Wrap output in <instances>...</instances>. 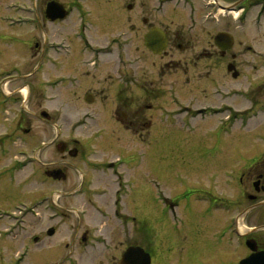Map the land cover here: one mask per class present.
Returning <instances> with one entry per match:
<instances>
[{
	"label": "flooded vegetation",
	"instance_id": "obj_1",
	"mask_svg": "<svg viewBox=\"0 0 264 264\" xmlns=\"http://www.w3.org/2000/svg\"><path fill=\"white\" fill-rule=\"evenodd\" d=\"M92 1L37 0L34 11L36 21L45 30L47 26L67 25V20L74 14L80 16L81 25L86 26L77 27L72 32L79 42L78 45L68 42L65 36H62L59 41L65 44L56 42L58 45L54 46V39H57L54 33H49L50 36H45V39L42 38L40 46L35 43L37 37H32L29 42L31 75L28 76L30 81L25 85L26 90L18 88L17 91L0 92V115L8 112V106L17 105L18 114L24 116L12 118L7 124L6 121L0 122V200L3 201L0 206V238L25 240V237H29L26 235L38 231V234L30 236L29 241L24 242L21 247L26 257H30L35 245L43 243V239H47L45 243H48V240L57 237L64 223L74 217L78 224L69 220V226L65 230L67 242L63 246L65 253L61 254L57 264H78L77 261L85 257L108 259L110 264H118L128 248L149 249V245L145 246L141 199H138V191L142 186V152L131 146L129 156L128 152L122 150L118 141L109 137L107 126L94 131L91 138L85 142L63 139L62 130L53 124L51 125L54 136L50 140L42 141L32 134L29 101L32 93L29 86L33 81H37V77H43L40 73L45 70L46 64L56 72L59 69L66 71L67 67L70 77L56 75V78L49 76L48 79L38 81L40 86L35 92H38L39 96L53 83H64L59 88L62 91L63 85L66 89L90 79H98L96 75L101 59L112 53L111 45L95 47L87 36V31L93 25L92 22L84 20L91 16L99 18L98 14L94 13L96 4H91ZM86 2H89V11ZM137 2L134 5L124 2L122 6L116 3L115 9L119 10L116 13L120 16L118 22L126 19L128 27L127 14L136 9L133 18L135 23L131 22L130 32L135 33L141 48H145L153 57L166 59L162 64L152 62L151 67L160 68L162 71L173 67L174 71L182 74L185 85H190L191 79H201L202 74L198 69L203 67L209 70L213 69L211 67L218 68L233 81L238 80L241 72L236 61L242 56L241 52L264 51V0H154L151 5L144 0ZM180 2L188 9L182 23L175 25L173 21H168V18L160 15L162 5ZM48 6L67 10V17L64 20L48 22ZM213 18H216V22ZM99 20V23L95 22L97 24L94 25L98 29V25L104 23V20ZM118 22L115 21L116 25ZM184 23H188V28L184 27ZM153 29H160L165 40L160 54L152 53L145 46V36ZM198 33H203L209 38L208 48L203 47L199 54L203 50L211 51V55L221 60V63L217 61L220 65H209L207 60H203L204 65H199L201 60L193 59L191 52L196 46L194 36ZM118 35L126 36V33ZM215 38L218 44L214 43ZM123 41L118 47L125 52L132 40L125 38ZM52 51L60 54H53ZM118 57L121 58L120 55ZM56 58H59V62L53 61ZM122 59L120 62L125 64ZM257 68L258 66L253 65L254 72ZM262 68L259 72L257 69L261 79L247 78L249 85L246 89H215L216 93L224 95L223 101L227 102L226 105H202L193 110L196 112L194 116L202 115L206 118L218 113L227 114L225 119L216 120L215 131L219 139L211 142L209 148L200 149L203 153L198 157L197 165L190 168L195 172L199 169L202 173L212 168L220 190H203V198L200 200L205 201L204 208L189 209L187 215L191 240L185 243L187 251L179 255L178 264H240L249 256L248 264H264V65ZM140 73L141 77L138 78L136 86L140 93L130 92V85H136V81L128 78V70L122 67L118 79L107 81L104 76L101 88L90 86L83 91L82 101L90 106L108 101L107 96L112 95L109 104L113 108L111 112L114 121L122 129L132 131L134 127L136 132L141 134L144 112L153 109V104L146 103L145 100L158 96L160 89L151 85L152 80L146 79L145 75L149 71L141 68ZM205 73L210 74L209 71ZM17 78L19 77H4L2 86H8ZM210 83L215 82L212 80ZM111 89L114 91L111 92ZM205 89H201V92ZM23 92H27V95ZM167 93L173 106L179 104L172 88L168 87ZM239 97L246 105L244 109H238L236 104L233 105L229 101ZM37 103L42 107L41 99L36 100L35 104ZM40 110V119L52 120L45 110ZM160 110L162 108L158 111ZM163 110L162 112H172L175 109ZM190 110L187 105L178 109L184 113ZM192 112L186 115L192 116ZM43 113L47 116H43ZM12 114L15 116L14 112ZM86 115L89 116L87 113ZM87 116L81 119L82 122H78L87 125L84 122L87 119L90 126L95 123L96 120ZM226 131L233 132L229 135L232 140L222 138V133ZM239 132L245 135L241 138ZM33 143L35 144L32 145ZM52 147L60 155L59 163H65L64 168L57 162L48 161L46 153L48 148ZM111 153L113 157L108 158L106 155ZM71 159H80L82 166L71 165L68 161ZM55 165L57 166L53 167ZM70 166L73 167L75 178L79 182L67 189L66 183L74 184L72 176L67 173ZM27 170L33 171L40 180H35L33 185L27 177L18 180L17 175ZM31 186L39 188L34 189ZM81 195L88 196L89 209L75 203ZM87 211H90L92 224L83 229L82 220L87 216ZM33 224L35 226L32 227ZM241 225L246 227L244 232L240 231ZM206 232L216 234V239L208 238ZM171 244L176 245V239H173ZM55 253L58 255L54 257L60 256L59 252ZM136 253L134 257L138 256V251ZM149 254L151 264H170L158 261L151 252Z\"/></svg>",
	"mask_w": 264,
	"mask_h": 264
},
{
	"label": "rangeland",
	"instance_id": "obj_2",
	"mask_svg": "<svg viewBox=\"0 0 264 264\" xmlns=\"http://www.w3.org/2000/svg\"><path fill=\"white\" fill-rule=\"evenodd\" d=\"M28 1L29 0H0V92L4 77L6 78L7 76L6 73L12 75V73L16 72L17 77H19L10 82L5 88L3 86L2 89L6 91H17L18 88H22L21 90H23L27 82L30 81L28 76L31 75L30 70L32 65L29 66L31 63L29 42L32 37H37L35 43L39 46L42 43V38L44 39L45 36H50L49 33L56 34L55 38L57 39H54L56 40L55 43L60 42L59 38L62 36H65L66 40L74 45H78L77 43H79L78 40L73 37L72 32H74L77 27H81L82 19L80 16L77 17L74 14L67 20V25L64 24L65 27H63L64 25L58 27L48 26L47 30H45L37 22H26L33 18L28 12ZM110 1L111 2H108V0H93L91 2V4H96V8H94L95 15L98 14L97 16L104 20V23H100L101 25H98V29L94 27V25L97 24L95 22L99 23V18H96V16L93 18L92 16L89 17V21L92 22L91 25L93 26L87 31V36L90 41L96 45L95 47L111 45L112 49L111 54L105 55L101 59L98 67L100 73L98 72L96 75L98 79H90L82 84H75L73 87L66 89L65 85H63L62 91L59 88L64 83L61 85L53 83L39 96V93L35 92L40 86L38 81L48 79L47 77L49 76L56 78V75L70 77L68 76L69 69L66 66V71L59 69V71L56 72L51 69L50 65L46 64L45 70L40 73V76L43 77H37V81L35 80L33 84L31 83L30 86L28 85L32 93V98H29L32 113L30 119L32 134L39 137L38 139L42 141L50 140L54 136V129L51 125L53 124L55 126L57 125V127L62 130L63 139H76L85 142L91 138L94 131L107 126V134H109V137L112 138L113 141H118V143H120V147L125 153L128 152L129 154L131 152V146H133L134 149L136 148L138 152H142V186L140 191H138V199H141V203H139L141 204L142 215H140L144 220V230L149 239H151L147 240L146 238L145 242L150 244L152 240H154L152 247H154L155 254L159 257L158 261L162 260L165 261V263L178 264L177 258L179 255L187 251L185 243L191 240L189 231L190 223L187 215L189 209L192 207L204 208L206 203L200 200L203 198V190L208 189L213 192L220 190L216 182L217 179L215 178L217 176L212 172V168L206 169L205 173L200 172L199 169L195 172V170L190 168L197 165L198 157H201L203 153L200 149L204 147L205 149L209 148L211 142L219 139V135L215 131L216 120L220 118L225 119L227 114L221 113L222 116L219 117V114L210 115L208 119L192 117L186 114H173L171 111L162 112V110L171 108L179 109L183 105H187L190 106L191 110L186 113H191L194 109L202 105H210L212 107L226 105L227 102L223 101L224 95L216 93L215 89L220 88L221 91H228L231 88L246 89L249 85V80L253 78L257 80L261 79V74L259 75V73H257V69L258 72L259 69L260 71L263 69L264 51L256 53L241 52L242 56H239L236 61L241 72V77L238 80L233 81L231 77H228L224 71H220L218 68L211 67L213 69L209 70L203 67L198 69L202 74L201 79H191V84L185 85L182 74L174 71L173 67L168 69L165 68L163 71L160 68L151 67L152 62L156 64L161 62L160 64H162L166 59L153 57L145 48H141L135 33L130 32V29H132L130 25L131 22L135 23V19L133 18L136 14V9L127 14V21L129 19L128 27L125 23L126 19L118 22L120 16L116 13L119 12V10L115 9L116 3L118 2L121 6L124 2L134 5L137 0ZM144 1L151 5V2L154 0ZM40 4L37 5V12L40 11ZM88 4L89 2L85 3L89 11ZM186 8L187 7L182 5L181 2L170 3L162 5L159 13L165 18H168V21H173L176 25L183 22L182 19L186 16L188 10ZM11 21H16L17 23L11 25ZM115 21L116 23L118 22L117 25ZM184 27L188 28V23H184ZM127 30H129V32H126ZM124 32L126 36L118 35ZM194 37L196 46L191 52L193 59L201 60L199 65H204L203 60H207V64L209 65H220L221 60L211 55V51L203 50V52L199 54L203 47L206 46L208 48V36L203 33H198ZM125 38H129L132 41L128 43L131 44L128 46V50L126 49V51L123 52L118 45L124 43L123 39ZM60 43L65 44V42ZM52 53L60 54V52L55 51H52ZM51 55L48 57L51 58ZM118 55L123 58L122 60H125V64L120 62L121 58L119 59ZM58 60L59 58H56L53 61L59 62ZM122 64H124V66H122ZM253 65L258 66V68L255 69L256 72L253 70ZM122 67L124 70L125 68L128 70V78L131 77L136 81V85H130V92L140 93L136 86L138 78L141 77V68L149 71L145 76L146 79L152 80L151 85L160 89V94L158 96L150 97L145 100L146 103L153 104V109L144 112L142 117V125H144L141 127V134L138 131L136 132L134 127H132V131L129 129H122L114 121L111 112L113 108L111 104H109L110 99L113 97L112 95L107 96L108 101H101L95 105L88 106L82 101L81 94L83 91L90 86L97 89L101 88L103 86L102 81L104 76L107 77V81L118 79L119 75L121 76L120 69ZM206 71H209L210 74L205 73ZM75 74L77 75V73ZM191 75L193 76V73ZM247 78H249V80H247ZM212 80H214L216 84H211L210 81ZM168 87L172 88L173 92L175 91V95L179 101V104L176 106H173L172 100L169 99L167 93ZM113 89L110 91L113 92ZM201 89H205V91L201 92ZM23 93L27 95V92ZM39 99H41L42 107H39L38 103L35 104L36 100ZM229 101L233 105L236 104L238 109H244L246 107L241 97L238 99L231 98ZM104 102H106V104H103ZM160 108H162V110L158 111ZM7 109L8 114L2 113V116L0 115V122L6 121L5 124L9 123V120L12 118L16 119L20 116L16 110L17 105L8 106ZM40 109L45 110L51 116L52 120L40 119ZM13 112L15 116L12 114ZM86 113L89 114V116H87ZM84 115L97 122L91 123L90 126V121L85 119L84 122L87 125H83L78 121H81V119L85 117ZM238 134L241 138L245 135L242 132ZM222 138L228 139L229 136ZM229 139L232 140V138ZM34 144L35 143L32 145ZM46 156L48 161L53 163H59L61 159L54 147L51 149L48 148ZM106 156L112 158L113 154L111 153ZM193 157L195 159L194 161ZM68 161L73 166H82L80 159H71ZM59 164L64 168L63 166L65 163ZM56 166L57 165L53 167ZM69 168L70 169L67 168V173L72 176L73 179L71 180L74 184L69 185L71 182L66 183L65 186L67 189L76 186L79 182V180L75 178L73 167L70 166ZM26 177L32 185L35 180L37 182L40 180L39 177L36 178L35 173L31 170L24 171L17 175L18 180H22ZM31 187L35 189L37 186ZM165 200L171 201V203L176 204V206L171 208V205L166 203ZM75 203L84 208L88 207V196H79ZM1 205H3L2 200H0V206ZM86 214L87 216L82 220L83 229L92 224V218L89 216L90 211H87ZM69 220L71 223L78 224L74 217H70ZM69 220L68 222L70 223ZM68 222L64 223V227H61L62 233L59 232L57 237L48 240V243H45L47 239H43V243L40 242L35 245L30 253V257L26 258H14V256L21 250L22 244L29 241L30 236H33L35 233L38 234V231L26 235L29 237H25V240L21 238L2 240L0 238V264H44V262L46 264H57V262L60 261L61 254L64 255L65 253L63 246L64 243L67 242L65 238L67 233H65V230L69 226ZM33 226L35 225L33 224L32 227ZM245 226L244 228L247 227ZM205 234L208 238L210 237L212 239H216L217 236L209 232ZM151 236L153 238H151ZM175 238L179 241L178 245L171 244V241ZM55 252H59L60 256L54 257L58 255ZM45 256L49 257L44 258ZM20 259L21 261H19ZM107 260L108 259L85 257L77 262L78 264H110L111 262ZM206 264L213 263L207 262Z\"/></svg>",
	"mask_w": 264,
	"mask_h": 264
},
{
	"label": "water",
	"instance_id": "obj_3",
	"mask_svg": "<svg viewBox=\"0 0 264 264\" xmlns=\"http://www.w3.org/2000/svg\"><path fill=\"white\" fill-rule=\"evenodd\" d=\"M58 15H55V17L53 16V19H56ZM155 43H158L159 45H162V42H156V32H151L150 34H148L146 36V45L149 47V48H152L154 49V44ZM156 50V49H155ZM129 256H125L123 259L124 261H128L129 262ZM150 263V259H149V256L148 254L144 253V256H143V260L141 261L140 264H149Z\"/></svg>",
	"mask_w": 264,
	"mask_h": 264
},
{
	"label": "bare ground",
	"instance_id": "obj_4",
	"mask_svg": "<svg viewBox=\"0 0 264 264\" xmlns=\"http://www.w3.org/2000/svg\"><path fill=\"white\" fill-rule=\"evenodd\" d=\"M239 227H240L241 229H244L242 225H241V226H239ZM242 231H243V230H242Z\"/></svg>",
	"mask_w": 264,
	"mask_h": 264
}]
</instances>
